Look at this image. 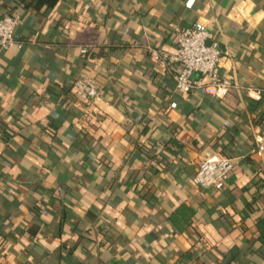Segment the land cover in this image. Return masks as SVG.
I'll use <instances>...</instances> for the list:
<instances>
[{
	"label": "crops",
	"instance_id": "crops-1",
	"mask_svg": "<svg viewBox=\"0 0 264 264\" xmlns=\"http://www.w3.org/2000/svg\"><path fill=\"white\" fill-rule=\"evenodd\" d=\"M12 13L0 264H264V0H0ZM181 27L217 42L224 98L180 94L150 55ZM80 71L93 105L70 92ZM211 153L234 159L220 189L191 180Z\"/></svg>",
	"mask_w": 264,
	"mask_h": 264
},
{
	"label": "built area",
	"instance_id": "built-area-1",
	"mask_svg": "<svg viewBox=\"0 0 264 264\" xmlns=\"http://www.w3.org/2000/svg\"><path fill=\"white\" fill-rule=\"evenodd\" d=\"M19 22L17 13L0 16V53L12 46L21 47L22 41L15 37ZM177 41L173 52L149 47V53L156 59L175 64L174 86L183 95L193 93L224 98L230 88L218 70L221 51L217 42H207L212 34L203 27H181L177 31ZM92 44L80 47L86 53ZM71 94L83 105H93L102 96L100 83L94 74L80 71L73 79ZM257 150L264 152V135L257 138ZM234 159L211 153L198 162L192 176V183L199 187L222 188L229 180Z\"/></svg>",
	"mask_w": 264,
	"mask_h": 264
}]
</instances>
